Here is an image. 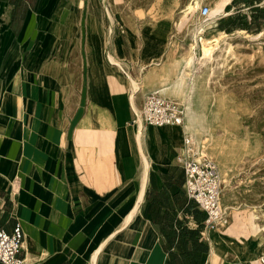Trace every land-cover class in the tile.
<instances>
[{
	"label": "crops",
	"instance_id": "1",
	"mask_svg": "<svg viewBox=\"0 0 264 264\" xmlns=\"http://www.w3.org/2000/svg\"><path fill=\"white\" fill-rule=\"evenodd\" d=\"M102 18L89 0H0V229L21 224L26 264H171L199 228L177 162L190 130L140 134L122 64L125 44L145 62L161 56L167 29L153 26L145 49L141 29L105 39L88 25ZM59 34L84 37L64 46ZM216 235L212 264H241L219 255ZM193 240L206 264L209 238Z\"/></svg>",
	"mask_w": 264,
	"mask_h": 264
},
{
	"label": "rangeland",
	"instance_id": "2",
	"mask_svg": "<svg viewBox=\"0 0 264 264\" xmlns=\"http://www.w3.org/2000/svg\"><path fill=\"white\" fill-rule=\"evenodd\" d=\"M196 2L198 9L191 10L190 5ZM106 6L115 21L113 26ZM203 6L211 10L207 18L200 15ZM89 11L103 15L100 23L90 19L88 25L102 28L105 39L109 38L110 26L111 33L115 26L124 30V39L129 28L141 29L145 49L155 41L149 35L153 26L167 29L166 43L159 41L165 44L163 52L155 47V54L162 53L161 56L150 62L142 59L141 48L132 52L125 44L122 64L126 78L130 87L132 81L140 84L141 98L165 85L171 93L166 98L178 101L185 112L189 105L195 109L199 131L196 137L188 134L193 138L198 157L211 159L218 167L221 204L229 220L224 227L203 226L201 235L206 240L209 232L215 253L216 233L224 236L218 244L220 256L230 255L241 264H262L264 0H89ZM63 15L62 21L59 16L58 20L67 25L68 15ZM253 16L259 19L255 21ZM130 32L134 42L131 29ZM82 37L59 34L58 42L65 46L80 42ZM214 38L217 42L213 55L202 63V39ZM191 44L195 48L191 49ZM200 216L202 219L203 215Z\"/></svg>",
	"mask_w": 264,
	"mask_h": 264
},
{
	"label": "built area",
	"instance_id": "3",
	"mask_svg": "<svg viewBox=\"0 0 264 264\" xmlns=\"http://www.w3.org/2000/svg\"><path fill=\"white\" fill-rule=\"evenodd\" d=\"M208 6L200 8L203 18L210 16ZM199 30H196V35ZM146 126H181L185 121V109L178 101L166 98L159 92H150L145 97L141 111ZM185 174V191L198 210L205 214L204 228L224 227L228 216L221 204V179L216 163L208 158H199L193 138H185L184 149L177 158ZM25 234L17 223L11 232L0 229V264H26L21 257ZM264 264V258L261 259Z\"/></svg>",
	"mask_w": 264,
	"mask_h": 264
},
{
	"label": "bare ground",
	"instance_id": "4",
	"mask_svg": "<svg viewBox=\"0 0 264 264\" xmlns=\"http://www.w3.org/2000/svg\"><path fill=\"white\" fill-rule=\"evenodd\" d=\"M198 7H199V3L198 2H196L195 4L190 5V9L191 10L198 9ZM109 8H108V6H106L107 14H109L110 18H111L112 15H111V12H110ZM111 19H112V22H110V23H113L111 25V26H113L115 21H114L113 18H111ZM110 33H111V30H110ZM111 35H112V33H111ZM215 42H217V38H214V39H202V46H203V52H204V55L202 57V63L206 62L208 59H210L212 57L213 52H214V48H215V44H214ZM193 48H195V44H191V49H193ZM109 57H110V60L113 63H117V65H119V63L114 59V57L112 55H109ZM167 87L168 86L163 85L162 88L159 91L162 92V94L165 95V96H171V93H169L167 91ZM140 91H141L140 84H138L136 81H132L131 82V87H130L131 98H132L131 102L133 104V108H134L135 112L137 113V115H136L137 117H136L135 123L137 124V127H138V129L140 131V134H141L143 132V128H144L145 125H144L142 114L140 113V110L138 109L137 103H136V97H137V95H138V93ZM186 113H187V117H186ZM186 120H187V123H186L187 128L192 132L191 134L193 135V137H196L197 130H198L197 125H196L197 121H198L197 120V113L195 112V109L191 105L186 107L185 121H184V124L181 125V126L185 125ZM147 173H146V175H147ZM146 183H147V181H146ZM141 199H143V198H141ZM141 199H140V201H142ZM140 204H141V202H140ZM206 235H207V237L209 238V240L211 242L210 260L206 264H212L214 262V258H215L214 244L212 243V237L209 234V232H206Z\"/></svg>",
	"mask_w": 264,
	"mask_h": 264
},
{
	"label": "trees",
	"instance_id": "5",
	"mask_svg": "<svg viewBox=\"0 0 264 264\" xmlns=\"http://www.w3.org/2000/svg\"><path fill=\"white\" fill-rule=\"evenodd\" d=\"M253 19L256 21L258 20V16H253ZM264 21V19H263ZM239 29V27L237 28ZM231 31H229L230 33ZM196 214L203 215L202 219L198 221V230L192 231L188 230L186 235H189L191 239V243L189 240H184L181 248L183 249V256L179 259L176 256L171 254V264L174 261H177V264H202V257L204 254L208 253V247L204 243H199L197 240L194 241L193 238L200 235V231L203 229V222L205 220V214L200 212L197 207L195 210ZM203 213V214H202ZM201 218V216H200Z\"/></svg>",
	"mask_w": 264,
	"mask_h": 264
}]
</instances>
